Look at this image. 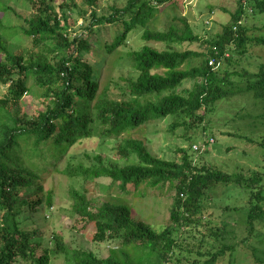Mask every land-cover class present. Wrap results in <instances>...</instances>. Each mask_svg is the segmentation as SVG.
<instances>
[{
    "label": "trees",
    "instance_id": "obj_1",
    "mask_svg": "<svg viewBox=\"0 0 264 264\" xmlns=\"http://www.w3.org/2000/svg\"><path fill=\"white\" fill-rule=\"evenodd\" d=\"M68 1L55 10L49 0H30L33 13L24 17L21 34L43 49L34 55L9 50L7 42L17 31L4 28L0 18V84L6 86V94L0 96V264H51L53 254L61 256L64 264H185L182 257L172 258L175 249L184 247L176 232L191 233L205 226L217 247L200 245L196 254L206 258H186V264H215L234 245L225 243L228 225L223 221L211 225L207 217L213 189L222 183L248 193L244 238H250L257 224L264 225V170L246 174L198 165L184 149L180 160L163 159L131 134L152 120L167 117L173 119L171 130L197 126L204 115L215 111L217 101L234 95L251 94L264 104V62L256 71L235 72L243 78L238 83L230 78L234 71L221 73L215 65L219 60L230 63L228 53L243 54L248 45L264 49V30L251 36L247 27L250 15L264 14V0H237L229 21L209 39L194 34L185 19H181L182 28L148 27L173 0H125L122 5L113 2L100 10L94 6L97 0H80L89 10ZM74 11L83 23L81 31L71 34L66 28ZM106 24L111 25L106 28L109 35L91 40V33L102 31L93 27ZM134 35L139 44L122 52L121 47H128ZM183 42L205 43L207 49L198 52L174 46ZM153 43L166 45L159 50ZM89 54L95 57L92 64L86 58ZM201 56L198 65L187 67L192 58ZM211 58L214 63L209 62ZM107 63L127 71L119 86L121 98L108 93L110 80L100 87L101 69ZM29 79L43 90L44 108L26 115L20 113L19 105L31 91ZM186 79H194L192 88L179 91ZM258 117L264 127V111L254 118ZM97 136L119 138L118 155L125 159L134 155L136 160L105 164L101 156H95L96 164L68 161L61 171L84 181L82 189L69 190L75 223L82 227L92 224L96 242L117 241L118 247L105 256L70 247L56 233L43 243L45 234L31 218L33 211L53 205V190L44 189L51 170L48 159L58 160L72 145ZM259 145L264 160V133ZM100 178L109 181L104 199L87 194L88 186L98 184ZM165 183H174L175 194L168 223L156 231L133 215L122 194H136L142 185ZM114 186L121 193L110 197L108 191ZM255 259L256 264H264V253Z\"/></svg>",
    "mask_w": 264,
    "mask_h": 264
},
{
    "label": "rangeland",
    "instance_id": "obj_2",
    "mask_svg": "<svg viewBox=\"0 0 264 264\" xmlns=\"http://www.w3.org/2000/svg\"><path fill=\"white\" fill-rule=\"evenodd\" d=\"M73 1L83 10L91 9L85 2ZM50 2L55 10H59V5L62 3L69 4L68 0H49ZM113 2L122 5L125 0H97L94 6L100 10ZM2 5H9V8H1ZM236 7L237 0H173L172 3L159 10L155 17L149 21L148 27L153 30H167L171 25L182 28L184 25L181 19H185L194 34L209 39L221 32L223 25L229 21L230 15ZM64 8L69 9L67 6ZM32 13L33 8L30 0H0V18L3 27L17 31L7 42L9 50L15 54L22 53L29 56L44 52L41 46L36 47L33 44L31 38L21 34V27L25 24L24 17ZM82 23V17L77 11H74L73 16L68 20L69 25L66 30L71 34L81 31ZM108 27L111 25L94 26L93 28H100L102 31L100 34L91 33L90 39L97 38L96 35L107 37L109 33L106 28ZM247 27L251 36L261 33L264 30V14L250 15ZM132 37L128 47H121V51L134 48L139 44L138 40L135 41L136 35L134 38ZM165 45V43H153V46L159 50L165 48ZM174 46L178 50L190 48L198 52H205L207 49V45L200 42L175 43ZM228 54L231 58L230 63L226 60H219L215 65L221 73L225 70L234 71L230 77L234 83L243 80L235 72L242 71V69L256 71L259 64L264 62V49L255 44L248 45L243 54H239L235 50ZM47 55L52 59V53ZM1 57L2 55H0ZM86 58L91 64L95 60L91 54ZM202 59V56L192 58L187 67L198 65ZM126 75V70L107 63L101 69L100 87L110 80L108 93L121 98L122 91L119 86ZM193 83L194 79H186L178 90L190 89ZM29 85L31 91L23 95L19 105L20 113L26 115H31L35 109L44 108L43 90L37 86L34 79H29ZM5 94L6 86L0 84V96ZM263 111L264 104L255 100L251 94L234 95L217 101L215 111L204 115V119L197 126L192 125L191 128L177 126L171 130L169 124L173 119L167 117L148 122L131 136L142 139L152 154L163 159L180 160L182 156L180 150L184 149L198 165H215L227 172L237 171L248 174L253 169L264 170L263 151L259 145L264 127L259 117L258 119L254 118ZM119 142V138L114 136L92 137L77 145H72L58 160L48 159L47 167L51 170L45 179L44 189L53 190V205L49 209L41 207L39 211H33V217H31L32 220L38 222V227L45 234L43 243L48 240L50 242V235L56 233L68 246L92 250L98 256H105L111 253L114 247H118L117 241L114 239H107L103 242L94 241L92 239L94 233L92 224L82 227L81 224L75 223L77 217L72 213V199L69 196V190L72 187L82 189L84 181L68 177L61 170L68 161L74 164H96L95 156H101L102 162L105 164L123 165L136 160L134 155L130 159L118 155L116 147ZM97 182L98 184L92 182L88 186L87 194L94 198L104 199L107 197L106 186L109 181L100 178ZM230 186L221 183L213 189L211 205L207 214L211 225L220 221L228 225V233L224 235L225 243L234 245V248L221 255L215 264H256L255 257L264 253V225L257 224L251 237L244 238L247 236L245 223L248 193ZM108 193L110 197H114L121 192L114 186ZM174 194V183H165L156 187L142 185L136 194L122 195L125 202L131 206L132 213L136 218L148 223L156 231H160L168 223ZM208 228L209 226H205L199 230H193L191 233L181 232V230L176 232L179 243L184 247L175 249L172 258L182 257L185 264L187 263L186 258L190 261L204 260L205 256L198 257L196 254L197 248L202 244L204 248H209L211 245L217 247L216 244H218L214 243V238L207 235ZM48 234L49 236H47ZM202 237L205 241L200 243ZM208 241L212 243H208ZM204 248L202 250H205ZM51 259V264H64L61 256L53 254ZM169 264L174 263L169 262Z\"/></svg>",
    "mask_w": 264,
    "mask_h": 264
},
{
    "label": "built area",
    "instance_id": "obj_3",
    "mask_svg": "<svg viewBox=\"0 0 264 264\" xmlns=\"http://www.w3.org/2000/svg\"><path fill=\"white\" fill-rule=\"evenodd\" d=\"M209 62H210V63H214V62H215V58H211ZM195 146H196V145H195Z\"/></svg>",
    "mask_w": 264,
    "mask_h": 264
}]
</instances>
